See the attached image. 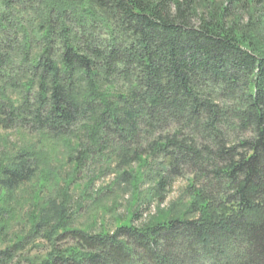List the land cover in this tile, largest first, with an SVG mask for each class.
<instances>
[{
	"label": "trees",
	"instance_id": "obj_1",
	"mask_svg": "<svg viewBox=\"0 0 264 264\" xmlns=\"http://www.w3.org/2000/svg\"><path fill=\"white\" fill-rule=\"evenodd\" d=\"M263 32L264 0H0V237L33 207L0 264H264ZM80 182L129 222L73 226Z\"/></svg>",
	"mask_w": 264,
	"mask_h": 264
},
{
	"label": "rangeland",
	"instance_id": "obj_2",
	"mask_svg": "<svg viewBox=\"0 0 264 264\" xmlns=\"http://www.w3.org/2000/svg\"><path fill=\"white\" fill-rule=\"evenodd\" d=\"M19 139L20 136L18 134L12 133L11 136L7 138L5 144H2V142L0 141V153L2 154L4 150H12V148H15L16 146L22 144V140ZM112 178L113 175L109 174L96 180L94 185H92L87 191V195H89L88 197L92 198L93 196H97L100 189L108 188L107 185L112 180ZM185 184L186 180L184 178L177 179L174 182L171 190L168 192L166 199L160 204V207H166L169 203H171L182 191ZM34 189L36 190L35 186L25 184L19 188L17 193L18 196H22V198H28L34 192ZM82 189L83 182H80V184H78V187L71 188L69 192L72 197V201H78V203H81L82 205V208L75 216L73 226L85 229L88 228L89 230L93 231L99 230L100 225L102 226V229L105 228L108 230H113L117 224L129 222L130 210L133 207V196L136 195L135 191L132 192L128 191L127 189L116 194L107 193V196H103L102 198H100V194L97 200L93 202L91 200H87L86 197H83ZM55 191V188L51 189V192L56 195L57 192ZM39 195L44 202L47 199L44 197L48 196L49 192H46V190L43 189V191H40ZM156 205V201H153L146 210H143L144 212H142L141 220L134 223H141L149 215L155 214ZM32 211L33 207L30 205V203H26L24 207L21 208L20 213L11 223L10 230L6 232L3 238L0 237V249L3 248L5 242L10 241L16 233L21 235L24 230H27L26 228H28L30 224L29 216ZM93 224H96V226L93 227ZM47 247V242L41 238H38L34 241H31V244L27 246L26 252L30 253V255L36 253H45Z\"/></svg>",
	"mask_w": 264,
	"mask_h": 264
}]
</instances>
